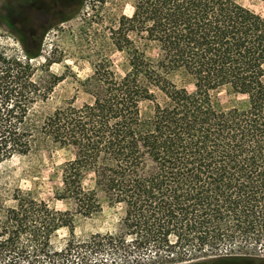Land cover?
<instances>
[{
  "label": "trees",
  "instance_id": "1",
  "mask_svg": "<svg viewBox=\"0 0 264 264\" xmlns=\"http://www.w3.org/2000/svg\"><path fill=\"white\" fill-rule=\"evenodd\" d=\"M133 6L114 37L125 69L110 59L95 66L81 105L36 109L55 84L35 78L43 37L22 40L23 57L0 48V163L41 146L71 149L56 195L86 215L101 209L99 191L122 205L108 241L125 254L151 250L162 264H264V10L235 0ZM223 86L247 105L217 107ZM88 175L94 188L84 185ZM16 196L0 221V264H53L55 251L39 244L30 254L20 240L48 238L61 226L55 211Z\"/></svg>",
  "mask_w": 264,
  "mask_h": 264
},
{
  "label": "rangeland",
  "instance_id": "2",
  "mask_svg": "<svg viewBox=\"0 0 264 264\" xmlns=\"http://www.w3.org/2000/svg\"><path fill=\"white\" fill-rule=\"evenodd\" d=\"M235 1L256 11L264 10V3L259 0ZM134 2L79 0L72 14L57 22L50 21L45 14L40 15L42 22L50 21L51 24L42 38L41 55L33 60L35 78L43 85L55 83L50 95L36 105L40 114L47 115L70 101L81 105L89 100L90 95L83 91L86 85L82 82L94 74L95 66L104 65L108 59L118 72H123L126 58L124 52L115 48V30L123 15L133 13ZM34 4L32 1L28 7L24 0H0V48L6 53L26 55L17 21L23 13H32ZM176 79L184 80V77L180 75ZM214 97L220 109L247 105V97L230 86L214 91ZM72 155L71 149L41 146L27 155H14L1 162L0 221L5 220L6 209L18 203L16 195L22 194L38 203L44 201L61 223L48 238L29 241L23 236L20 242L28 245L30 254L34 246L42 244L45 249L57 253L53 264H136V259L143 264H162L152 261L154 253L151 250L125 254L108 241L109 235L120 230L124 208L111 205L102 191L98 192L101 209L89 215L78 209L74 199L58 198L63 163ZM84 185L86 189L94 188L91 175ZM258 252L264 254V246L259 247Z\"/></svg>",
  "mask_w": 264,
  "mask_h": 264
},
{
  "label": "flooded vegetation",
  "instance_id": "3",
  "mask_svg": "<svg viewBox=\"0 0 264 264\" xmlns=\"http://www.w3.org/2000/svg\"><path fill=\"white\" fill-rule=\"evenodd\" d=\"M32 1L35 2L33 12L23 13L17 21L21 40L24 41L41 39L51 20L57 22L70 16L79 2V0H24L28 7ZM42 14L47 15L50 21L42 22L39 19Z\"/></svg>",
  "mask_w": 264,
  "mask_h": 264
}]
</instances>
